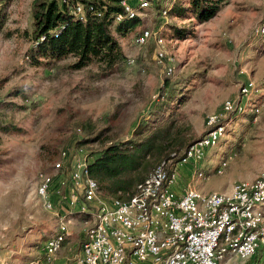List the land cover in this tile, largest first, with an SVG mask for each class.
Instances as JSON below:
<instances>
[{"label": "rangeland", "instance_id": "obj_1", "mask_svg": "<svg viewBox=\"0 0 264 264\" xmlns=\"http://www.w3.org/2000/svg\"><path fill=\"white\" fill-rule=\"evenodd\" d=\"M33 1L0 0V264H69L79 251L92 220L78 213L69 214L71 235L56 259L47 263L42 251L56 230L57 208L42 207L36 186L61 150L73 148L81 159L90 158L169 122L173 140L194 141L207 132V117L219 114L224 100L238 98L250 80L255 87L246 108L261 102L259 114L221 117L225 134L205 162L210 176L194 184L202 192L226 191L263 171L264 37L256 28L264 24V0H226L203 22L185 10L189 0H151L150 9L124 35L116 32V23L110 26L123 60L107 67L94 59L80 69L71 66L72 55L47 59L33 46ZM175 5L180 14H162ZM143 28L164 39L172 74L155 59L152 39L134 43ZM71 167L69 160L58 179ZM228 264L256 260L234 257Z\"/></svg>", "mask_w": 264, "mask_h": 264}, {"label": "built area", "instance_id": "obj_2", "mask_svg": "<svg viewBox=\"0 0 264 264\" xmlns=\"http://www.w3.org/2000/svg\"><path fill=\"white\" fill-rule=\"evenodd\" d=\"M57 1L67 4L76 19L85 21L88 12L101 16L102 11L95 10L92 3L104 0ZM119 4L132 18L149 10L151 0H119ZM168 10L166 7L162 14L167 15ZM122 18L123 14H117L114 23ZM256 33L264 37V24ZM150 39L156 44L155 59L172 74L174 68L166 60L161 36L143 28L134 43L144 45ZM254 87L250 80L240 88L238 98L224 100L221 112L207 117V132L192 141L177 161L158 164L130 196L104 197L88 170L90 158L81 159L73 148L61 150L52 171L40 173L36 186L42 207L48 211L57 208L56 230L42 247L45 261L56 259L71 235L69 214L78 213L90 215L92 223L69 264H228L234 257L243 261L255 258L256 264H264V169L252 182H234L228 192L205 193L194 184L210 176L205 162L208 150L225 134L227 123L221 117L248 111L259 114L261 102L250 103L248 108L245 104ZM69 160L68 175L58 179ZM226 165L216 173L222 174Z\"/></svg>", "mask_w": 264, "mask_h": 264}, {"label": "trees", "instance_id": "obj_3", "mask_svg": "<svg viewBox=\"0 0 264 264\" xmlns=\"http://www.w3.org/2000/svg\"><path fill=\"white\" fill-rule=\"evenodd\" d=\"M9 1L3 0L6 3ZM225 3L226 0H189L185 10L203 22L215 16ZM92 5L95 10L102 11L101 16L88 12L86 20L80 21L69 13V6L65 3L34 0L31 32L33 46L38 47L47 59L74 56L75 62L71 64L74 69H80L94 59L107 67L123 60V52L110 26L117 14H123L115 29L124 35L138 16L129 18L119 0L93 2ZM171 12H176V5L169 8L168 13ZM178 33L183 35L180 31ZM171 129L172 122H169L154 128L142 138L110 144L91 154L88 170L97 181L103 196H130L136 186L162 161H177L192 141L187 143L186 138L173 140ZM141 133L139 129L135 135ZM147 157H151L154 162H148Z\"/></svg>", "mask_w": 264, "mask_h": 264}, {"label": "crops", "instance_id": "obj_4", "mask_svg": "<svg viewBox=\"0 0 264 264\" xmlns=\"http://www.w3.org/2000/svg\"><path fill=\"white\" fill-rule=\"evenodd\" d=\"M232 186V185H231ZM231 186H230V188H229V190H222V191H218V192H228V191H230V189H231ZM205 193H209V192H205Z\"/></svg>", "mask_w": 264, "mask_h": 264}]
</instances>
